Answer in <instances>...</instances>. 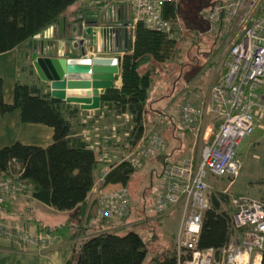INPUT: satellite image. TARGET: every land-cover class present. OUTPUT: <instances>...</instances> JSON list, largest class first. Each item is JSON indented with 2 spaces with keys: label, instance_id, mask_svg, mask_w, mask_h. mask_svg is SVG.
<instances>
[{
  "label": "trees",
  "instance_id": "obj_1",
  "mask_svg": "<svg viewBox=\"0 0 264 264\" xmlns=\"http://www.w3.org/2000/svg\"><path fill=\"white\" fill-rule=\"evenodd\" d=\"M213 1L208 0V5ZM82 5L81 0H0V54L62 20L68 21L70 17L75 21L81 19L85 9ZM200 5L195 7L192 0L163 3L162 17L171 22V33L148 28L140 21L134 24L131 49L124 52L118 61L121 85L110 86L102 92L97 110L105 117L127 116L126 120L119 118V121L123 127L122 140L130 150L143 136V123L148 111L153 110L149 92L154 78L168 70L171 64L178 62V67L187 66L181 60V45L187 37L182 13L189 10L190 16H203L200 11L204 4ZM188 29L194 33L191 39L195 45L199 40L197 31L192 26ZM191 60V66L198 68L197 56ZM188 88L191 87L185 83L181 101ZM14 109H19L21 121L25 123L51 127L52 142L46 147L20 142L1 147V178L12 177L20 181L25 188L23 192L28 187L33 199L57 211H71L66 219L67 225L73 229L69 241L75 240L94 220L105 224L108 219L97 217V197L88 200L95 183V171L101 164L107 165L101 187L117 184L127 187L135 167L127 159L110 165L101 160L103 152L95 149L82 133L89 123L76 120L78 108L74 104L57 100L43 86L20 79L14 85L12 102L6 103L0 78V112L4 114ZM253 185L258 187L259 200L264 202V174L252 182ZM238 195L244 194L218 189L209 192V204L203 213L197 241L199 249L211 248L218 258L231 238L240 234L242 228L232 227L230 202L232 196ZM156 213L159 216L156 220H161L163 215ZM126 215L120 217L121 222L125 221ZM137 225L140 224L134 223ZM174 235L170 237L168 246L156 249L150 257V264H176ZM147 252V241L138 232L128 230L120 234L113 228L77 240L65 264H142ZM261 264H264V245Z\"/></svg>",
  "mask_w": 264,
  "mask_h": 264
},
{
  "label": "built area",
  "instance_id": "obj_2",
  "mask_svg": "<svg viewBox=\"0 0 264 264\" xmlns=\"http://www.w3.org/2000/svg\"><path fill=\"white\" fill-rule=\"evenodd\" d=\"M86 6L105 8L102 24H94L95 35L111 50L116 27L109 24L117 18L121 24L134 27L138 21L146 27L171 33L172 24L162 17V5L178 0H81ZM208 33L223 39V71L217 74L202 96L188 88L178 109V125L199 141L198 156L164 164L160 174V193L156 210L165 215L179 211L174 235L176 264H261L264 245V202L246 195L231 197L232 227L242 228L216 257L211 248L199 249L197 241L203 213L209 204V180L212 177L238 175L241 163L237 148L256 127L264 126V0H215L203 15ZM83 19V20H82ZM81 29L93 23L81 18ZM93 20H96L93 18ZM91 21V22H90ZM73 47L84 52L77 42ZM113 46V45H112ZM105 47V48H106ZM90 61L88 58L86 59ZM213 123L208 124L207 120ZM166 141L158 133L143 135L126 158L139 166V156L160 154ZM101 160L105 161L104 155ZM107 173L100 170L98 183ZM97 189V217L109 219L126 215L129 198L126 187ZM25 190L20 181L6 177L0 182V203ZM226 191V190H225ZM0 237L15 240L24 247L47 251L56 240L47 233L20 229L0 221Z\"/></svg>",
  "mask_w": 264,
  "mask_h": 264
},
{
  "label": "crops",
  "instance_id": "obj_3",
  "mask_svg": "<svg viewBox=\"0 0 264 264\" xmlns=\"http://www.w3.org/2000/svg\"><path fill=\"white\" fill-rule=\"evenodd\" d=\"M84 5H82L85 9L81 13V18L88 17L93 22L90 28L81 29L79 26H81L83 19L75 21L74 18L71 19L72 17H70V20H62L48 28L45 32L39 34V37L36 38V36H34L26 39L13 49L0 54V78L3 82L4 102H12L13 88L16 81L19 79L21 81H30L31 79L34 81L33 83L43 86L45 90H49L47 83L39 78L32 65V53L34 52L35 42L37 43V52L41 51L42 46L44 47V55L46 56L64 57L79 61H86L87 58L92 61L97 58L120 57L124 52L131 49L134 40V27L128 24H121L117 21V18L111 19L109 24L114 25L116 31H114V40H112L110 44L111 50H109L103 43V36L95 35L93 32L95 23H103L105 8L103 6L91 8L86 6V4ZM93 18L96 20H93ZM73 42H77L80 48L82 46L84 52L73 47ZM216 56L217 54L212 52L208 65L205 67L199 65L197 68L198 71L191 79V81L196 84L194 88L197 87L201 92L204 90L206 92L215 76L224 69L223 54L221 53L217 60ZM196 62H198V58ZM29 64L32 65V71L35 77L33 79L30 78V76H26L27 74L21 69ZM185 69L187 70V68ZM162 73L160 75H162ZM183 74L184 72L179 75L176 82L183 78ZM156 79L157 77L154 78L153 84ZM161 81H168V79L166 77V79H162ZM120 85L121 78L120 69L118 67V72L114 75L111 86L119 87ZM182 94H180L181 97H183ZM160 97L162 96H158L156 101L161 99ZM149 101H151V108L153 110L150 109L147 113L146 120L143 123V135L158 133L166 141V146L159 154L160 156L162 155L163 166L168 162L181 161L191 155L194 156L193 152L198 144L191 135L181 131L178 125V114H174L175 120L170 117V115L165 116L164 112L157 111L153 108L154 97L153 100H151L149 96ZM74 105L78 108L76 120H79L81 123H89L82 133L91 141L95 149H100V151L103 152L105 163L108 165L116 164L122 159H126L130 149L122 140L123 127L121 126L119 118L126 120L127 116L122 115L121 117L118 116L113 118L111 117L112 115H110V117H105L102 112H97L99 108L95 110H82L79 108L78 104ZM151 111L154 113L153 119L149 117ZM186 134L189 137L186 136ZM52 135L53 130L47 125L41 123H25L21 121L19 109H14L4 114L0 112V148L15 142H20L25 145L46 147L51 144ZM185 153L186 155H184ZM137 156L140 158L141 165L145 160L150 158L134 153L133 157ZM105 166L107 165L101 164L99 169L95 171V183L88 196V200L97 197L98 188L96 187H101L97 179L100 170ZM1 180L3 179L0 176V182ZM158 187L159 195L160 176ZM70 212L71 211H57L33 199L28 187H26V192L14 197H7L4 202L0 204V220H2V222L11 223L23 230L33 232L39 231L47 234H49L50 229L55 225H63L65 229H67V232L71 230L66 221ZM127 222L128 221H124L117 227H111L106 226V223L98 224L99 222L94 220L90 222L85 231L83 230L80 232L82 236L79 234L75 240L69 241L68 238L71 232L61 243H57L56 241L55 246L47 251H38L31 246L24 247L15 240L0 237V264H65L71 256L72 248L77 240L97 231L111 230L124 226L128 224ZM131 223L133 224V222Z\"/></svg>",
  "mask_w": 264,
  "mask_h": 264
},
{
  "label": "rangeland",
  "instance_id": "obj_4",
  "mask_svg": "<svg viewBox=\"0 0 264 264\" xmlns=\"http://www.w3.org/2000/svg\"><path fill=\"white\" fill-rule=\"evenodd\" d=\"M192 1L197 8L201 6L200 4H204L200 11L204 15L208 8V0ZM182 15L184 16L183 21L185 23L184 33L187 37L183 40L184 42L181 45L183 53L181 60L186 62L187 66L184 68L178 67V62L171 64V67L163 72L162 75H159L154 84L151 85L149 95L151 100H153L154 97L153 108L157 111L164 112L165 116L170 115L174 120V114H178L179 104L182 98L180 94H184L185 80L188 79L186 81L188 87L194 88L196 85L191 79L198 69L196 66H191V59L197 56L199 65L205 67L208 65L212 52L217 54V60L224 50L223 39L207 32V25L203 16H190L191 13L189 10H185ZM190 26L196 29L197 36L199 37L195 45L192 43L191 39L194 33L188 29ZM198 51L200 52L199 54L197 53ZM22 68V71L27 74L26 76H30L32 79L35 78L31 64ZM185 68H187V70ZM182 70L184 72L183 78L176 82ZM166 77L168 81H161L162 79H166ZM30 82L34 81L30 79ZM194 90L196 95L199 96L206 93L205 90L201 92L197 87L194 88ZM158 96L162 97L156 101ZM149 117L153 119L154 113L152 111L149 113ZM207 123L212 124V119H208ZM188 135L186 134V136ZM197 144L193 152L195 157L198 156L199 145H201L199 141H197ZM184 155H186V153ZM237 155L241 163L238 175L233 181L228 177H212L209 180V192L211 190L213 192L217 189L222 191L227 190L232 193L244 194L253 199H259L258 187L256 185L252 186V182L262 178L264 174V126H261V128L256 127L252 134L242 140L237 148ZM162 166V155L160 156L159 154L151 155L142 165L139 164V166H135V171L126 187L130 210L124 220L128 221V224L116 228V232L120 234L128 230H135L147 241L148 252L142 264H150V257L156 249L168 246L171 240L170 237L172 234H175L178 227V210H173L163 215L159 221L156 220V218L159 217L156 216V198L159 192V174L162 171ZM112 186L113 185L102 186L101 188L105 187L104 190L116 189V187ZM120 217L109 218L108 221L106 220V226H119L123 223ZM131 222H133V224ZM134 222L140 225L134 226ZM143 223L145 225H142ZM72 231V228L67 232V229H65L63 225H55L50 229L49 235L54 237L57 243H61ZM80 236H82V234Z\"/></svg>",
  "mask_w": 264,
  "mask_h": 264
},
{
  "label": "water",
  "instance_id": "obj_5",
  "mask_svg": "<svg viewBox=\"0 0 264 264\" xmlns=\"http://www.w3.org/2000/svg\"><path fill=\"white\" fill-rule=\"evenodd\" d=\"M36 45L35 42L32 65L39 78L47 83L50 96L65 103L78 104L82 110L98 109L102 92L111 86L118 72L119 57L79 61L46 56L44 47L37 52Z\"/></svg>",
  "mask_w": 264,
  "mask_h": 264
}]
</instances>
